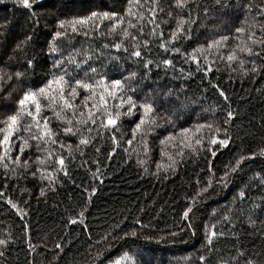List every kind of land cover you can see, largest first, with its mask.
<instances>
[{"label": "trees", "instance_id": "16d2710c", "mask_svg": "<svg viewBox=\"0 0 264 264\" xmlns=\"http://www.w3.org/2000/svg\"><path fill=\"white\" fill-rule=\"evenodd\" d=\"M248 2L227 0L231 7L221 9L215 0H189L181 12L175 0H158V5H152L157 8L154 23H148V0H141L140 9L133 0L131 10L144 13L137 28L130 29L135 34L143 24L144 35L137 41L142 56L136 58L130 56V40L124 41L128 52L104 47L121 42L119 29L108 34L114 19L104 20L98 31L78 25L76 32L69 27L65 35L55 36L64 31L60 21L88 17L92 12H114L127 20L129 0H36L31 9L18 0H0V68L24 74L19 82L13 77L0 92V121L17 109L24 90L39 89L63 71L70 81L83 78L89 66L109 79H124L135 72L127 85L137 91L126 93L125 98L133 95L138 104L132 113L125 106L114 127H100L99 121L90 125L93 131L83 132L90 141L87 145L79 144V134L63 133L66 121L45 109L42 115L48 117L50 128L65 147L47 145L54 152L44 164L37 157L45 158L46 153L31 139L20 163H13L20 154L21 140L12 138L11 159L0 161V240L6 241L0 245V264H264V155L260 154L264 150V50L254 47L260 56L240 53L243 66L238 61L229 66L211 55L208 62L201 58L198 68L191 59L193 49L220 35H228V45H235V28L244 19L243 6ZM190 12L193 18L199 17L197 23L187 36L171 41L177 18ZM95 23L99 20L89 22ZM27 37L31 39L21 43ZM145 39L149 40L147 48L143 47ZM70 54L77 62L87 63L79 67L67 63ZM165 59L172 64L164 65ZM57 61L62 64L57 66ZM147 61L152 63L145 67ZM208 64L211 71L206 72ZM254 66L256 72L251 71ZM13 85L16 90L8 97ZM78 92L77 105L89 95L82 88ZM143 102L153 104L156 123L132 139ZM207 124L213 125L211 131L207 127L196 131ZM216 127L222 131L215 133ZM183 128L189 132L181 133ZM213 134L229 143L210 145ZM17 136L26 138L27 133L18 131ZM197 137L205 138L203 147L195 145ZM181 141L191 143L196 151L185 147L184 155H178ZM6 147L0 145V154ZM209 149L216 151L215 157ZM252 153L256 155L251 157ZM240 155L251 158L229 175L226 186L216 183L226 165L234 164ZM57 156L64 158L63 170L54 163ZM209 180L212 187L194 203L193 197ZM241 191L244 197L239 196ZM189 206L192 211L185 219ZM132 230L135 236H123ZM213 230L217 235L209 245L207 236ZM109 232L108 240L98 244ZM97 252L102 255L97 257Z\"/></svg>", "mask_w": 264, "mask_h": 264}, {"label": "snow or ice", "instance_id": "6c2138e0", "mask_svg": "<svg viewBox=\"0 0 264 264\" xmlns=\"http://www.w3.org/2000/svg\"><path fill=\"white\" fill-rule=\"evenodd\" d=\"M25 8L31 9L36 0H18ZM133 0H129L130 7L126 10V15L130 17L125 20L123 16H119L117 13H97L92 12L88 17H80L73 19L71 21H60L59 27L64 31H57L55 33L56 37H61L66 34L67 28H71L72 32L78 31L77 26H89L93 28L94 31H98L100 29V25L104 20H115V23L111 24L108 30V34H116L117 29H119V34L121 36V42L113 43L111 45L105 44L104 47H112L116 50H120L123 48L125 52H128V47L124 46V41L130 40L132 42V51L130 53L131 57L141 58L142 52L140 50V45L137 43L138 38L144 35L143 24H140L137 33H132L130 29H136L137 24L143 21L144 13L143 11L133 12L131 10V4ZM149 8L148 11L150 13V18L148 23H154L157 8L152 5H158V0H148ZM189 0H175V7L180 9L181 12L188 6ZM215 3L221 6V9H226L231 7L227 3V0H215ZM135 4L138 9L142 7L141 0H135ZM245 10L244 19L241 21L240 26L235 28V36L233 39L237 41V43L233 46L228 45V41L230 37L228 35H220L218 38L210 40L206 46L201 45L197 49H193L191 54V59L197 62L198 68L200 64V59L203 58L205 62H208L209 56L215 55L217 59L226 60L229 63V66L235 61H238L241 66L244 65L245 60L240 58V53H247L249 56H260V51L254 52V47L259 46L261 50H264V0H261L260 4L254 3V0H249L247 4L243 6ZM163 9H160L162 11ZM207 14L208 9L204 10ZM172 16V13L169 12V17ZM132 18H135L133 21ZM199 17L193 18L191 12L187 17L181 15L177 18L176 28L171 31L170 40L175 41L178 36L185 35L187 36L191 32V28L193 24L197 23ZM99 20V23H95L94 25H90V21ZM127 26H123V25ZM123 26V27H122ZM159 25H156L152 30L151 34H156V28ZM257 32L260 33L257 36ZM85 35H88V32L85 31ZM104 35V33H101ZM161 37H163V32L159 33ZM31 37H27L25 41L21 43H26L27 40H30ZM149 45V40L145 39L143 41V47L147 48ZM166 52L169 50L168 45L165 43H160L159 45ZM20 45H17L19 49ZM224 49H228L225 54ZM173 52H180L179 48H172ZM90 59V57H88ZM57 66L62 64V61H57ZM67 63L73 64L76 67H79L80 64L87 63V60L77 62L75 60L74 55H71L67 58ZM152 61H147L145 63V67L148 64H151ZM251 63L255 65V60H252ZM32 61L28 60V65L31 67ZM164 65H171L172 60L165 59L163 60ZM205 71H211V64H208L205 68ZM251 71L256 72L257 68L254 66ZM24 74L22 72L11 73L6 71L3 68H0V92H4L5 86L9 84L13 80V77L19 82L20 78ZM68 76L67 71L61 72L59 75H55L52 79L48 80L47 84L40 87L39 89H26L23 91L22 97L17 101V109L12 113L7 115V117L0 121V124H3V127H0V133H2V138H0V145H7L4 149L3 153L0 154V161H5L7 159H11L10 152L12 150L11 140L13 137H17L21 140L20 146V154H18L13 161V163H20V155L24 152L25 146H30L28 144L29 139L37 141L36 148L40 151H44L46 153L45 158L37 157V160L44 164L47 158L53 157L54 149L47 147V145H56L59 144L60 148H64L65 145L63 142L59 141L56 136L57 134L52 131L49 125V120L47 116L42 115L45 109L54 111V114L57 118L63 119L66 121L67 125L63 128V133L70 135H80L79 144L87 145L90 141L88 138L83 136V132H91L93 128L91 126L97 125L99 121L100 127H109L116 126L118 124L119 118L122 115V109L127 106V112L132 113L134 109L138 108L137 101L134 99L133 95H127L125 98V94L128 92H135L137 89L131 88L127 85L128 81H131L136 77V73L132 72L128 77L124 79H109L107 74L101 73L96 67H88V70L84 72V77L80 79H75L74 81H70L66 79ZM78 88H82L89 95H85L83 100L79 105L75 104L74 101L76 97L79 95ZM16 90V86L13 85L9 88L7 92V96L10 97L13 91ZM220 95L227 99L225 93L223 91L220 92ZM91 101V103H89ZM112 101V103H110ZM85 109L87 110L85 112ZM139 109H142V114L139 118V121L135 124V127L132 128V139H135L138 132L146 131L148 127L156 123V115L154 106L152 103L143 102L139 104ZM70 111V116L68 115ZM233 113L231 111L228 112V117L231 118ZM106 121V122H105ZM228 121L225 120V123ZM91 125V126H90ZM207 127L210 131L213 129L212 124L200 125L197 127L196 131L199 132L202 128ZM35 129V131H33ZM18 131H22L23 133H27V137L17 136ZM222 131L221 128L216 127L215 133H219ZM226 132V129H223ZM189 129L183 128L181 129V133H188ZM171 136V134H169ZM113 141H116V136L113 135ZM132 139L128 140V144H132ZM168 139V138H166ZM204 137H197L195 139V145H200L203 147L204 145ZM164 143V141H161ZM210 145L219 144L221 147L226 146L229 143L228 139H219L217 135H211L208 140ZM42 144L45 147L42 148ZM181 147L178 151V155L183 156L185 147L192 148V151H196L195 147L191 143H184L181 141ZM71 148V145L68 146ZM79 147V145H77ZM211 151V149H209ZM216 151H211V155L213 157L216 156ZM261 155H264V150L261 151ZM256 154L252 153L251 157H254ZM245 155H240L235 163L231 162L229 165H226V169L221 177L218 178L216 183L227 185L228 177L231 173H235L241 166L242 162L251 158ZM54 163H59L61 166V170H63L64 158L63 156H57L54 160ZM23 165L27 167L28 161H24ZM7 163L4 164V167H7ZM211 171V169H210ZM66 174V173H65ZM212 187V181L209 182L198 191L193 197L194 203L198 198H202L204 193H207L208 189ZM43 190H41V195H43ZM246 194L244 191L239 193L240 197H244ZM11 203V201H9ZM16 207L15 204L12 205ZM257 207L254 205V208ZM192 211V206H189L184 212V218L187 219L189 217V213ZM83 215V213H81ZM250 223H254L251 220V216L249 217ZM74 222V221H73ZM139 223V221H136ZM190 226V225H189ZM120 225L117 224L115 228H119ZM115 231V229H113ZM131 234L132 236L136 235L135 230H132L131 233L124 232L123 236H128ZM112 233L109 232L105 236L101 237L100 241H97L99 244L101 241L106 242L108 237L111 236ZM217 235V233L213 230L207 236V243L209 245L212 244L213 238ZM120 238V237H117ZM6 243L5 240H0V245H4ZM57 249L61 248V245H56ZM211 250V249H210ZM2 255V253H0ZM102 255L101 252H97L96 256L99 257ZM94 262H95V258ZM201 261L205 260V257L201 255L199 257ZM115 264H120L119 261H116ZM251 264V262H249Z\"/></svg>", "mask_w": 264, "mask_h": 264}, {"label": "rangeland", "instance_id": "374dc122", "mask_svg": "<svg viewBox=\"0 0 264 264\" xmlns=\"http://www.w3.org/2000/svg\"><path fill=\"white\" fill-rule=\"evenodd\" d=\"M150 258L149 257H146V260H149Z\"/></svg>", "mask_w": 264, "mask_h": 264}]
</instances>
